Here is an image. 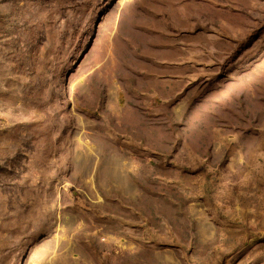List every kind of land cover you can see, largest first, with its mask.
Instances as JSON below:
<instances>
[{
  "label": "rangeland",
  "instance_id": "374dc122",
  "mask_svg": "<svg viewBox=\"0 0 264 264\" xmlns=\"http://www.w3.org/2000/svg\"><path fill=\"white\" fill-rule=\"evenodd\" d=\"M0 264H264V0H0Z\"/></svg>",
  "mask_w": 264,
  "mask_h": 264
}]
</instances>
